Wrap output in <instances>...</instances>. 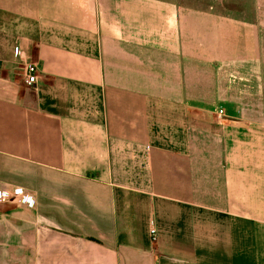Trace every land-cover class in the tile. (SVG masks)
<instances>
[{"label":"crops","instance_id":"0c3cea01","mask_svg":"<svg viewBox=\"0 0 264 264\" xmlns=\"http://www.w3.org/2000/svg\"><path fill=\"white\" fill-rule=\"evenodd\" d=\"M18 189L0 264H264V0H0Z\"/></svg>","mask_w":264,"mask_h":264},{"label":"built area","instance_id":"2783aa9c","mask_svg":"<svg viewBox=\"0 0 264 264\" xmlns=\"http://www.w3.org/2000/svg\"><path fill=\"white\" fill-rule=\"evenodd\" d=\"M18 53H19V50L17 51V54ZM24 73H25V83L27 85L32 86L33 84L37 82L38 66L36 63L27 62L25 64ZM223 117H224V109L220 107L218 110V118L223 119ZM16 199L20 201L24 200V196L22 194L21 189H18L16 191H11V192L8 190H0V201H10V200L16 201ZM150 232L152 234V237L156 238L157 229L154 226L150 228Z\"/></svg>","mask_w":264,"mask_h":264}]
</instances>
